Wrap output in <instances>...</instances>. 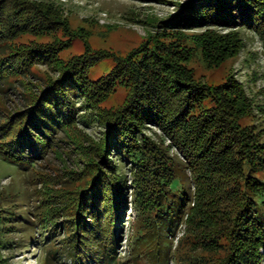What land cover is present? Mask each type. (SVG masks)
Instances as JSON below:
<instances>
[{
    "label": "trees",
    "instance_id": "obj_1",
    "mask_svg": "<svg viewBox=\"0 0 264 264\" xmlns=\"http://www.w3.org/2000/svg\"><path fill=\"white\" fill-rule=\"evenodd\" d=\"M62 12L53 3L0 0V91L16 89L18 81L33 87L22 94L25 108L0 120V159L34 167L54 150L58 132L75 123V100L88 110L83 123L108 129L78 174L82 183L71 207L54 211L48 225L39 219L48 253L64 249L72 264L116 262L123 220L136 210L134 262L153 256L154 264H168L176 230L185 225L181 242L191 244L186 264H264V128L248 121L254 103L242 83L229 77L211 86L190 68L196 57L217 68L235 58L242 48L236 28L264 35V0H195L181 17L165 22L171 27L150 36L144 50L118 58L115 70L97 82L89 78V58H60L69 44L61 45L56 34H74ZM180 28L201 32L174 30ZM27 36L29 43L19 42ZM45 37L53 40L41 42ZM41 64L58 77L33 84ZM117 88L129 91L125 105L102 109ZM147 124L171 138L184 163L144 136ZM113 151L119 167L107 160ZM129 163L130 208L131 187L122 171ZM2 218L8 219L0 213V225ZM57 230L64 237L50 243ZM6 260L0 255V264Z\"/></svg>",
    "mask_w": 264,
    "mask_h": 264
},
{
    "label": "rangeland",
    "instance_id": "obj_2",
    "mask_svg": "<svg viewBox=\"0 0 264 264\" xmlns=\"http://www.w3.org/2000/svg\"><path fill=\"white\" fill-rule=\"evenodd\" d=\"M35 3H53L62 9L63 16L67 19L73 35L59 31L56 34L60 44L68 45L59 52L60 58L69 61L78 57L89 58V78L93 82L100 81L110 74L121 57H127L136 50H144L148 46L150 36H159L167 26L165 22L174 21L181 17L195 0H32ZM182 4L184 7H179ZM83 29V30H81ZM241 32L242 48L235 58L217 67H210L200 58H194L190 68L195 76L211 86L222 85L229 77L242 83L249 97L254 103V116L248 121L255 122L264 128V35L246 28H236ZM186 31L184 28L174 29ZM218 33H227L222 28H217ZM190 34L199 33L201 30L186 31ZM165 33V32H163ZM166 35V34H165ZM170 35V34H169ZM30 37L22 38V43H29ZM51 37L41 38L43 43L51 42ZM200 57V56H199ZM34 76L31 83H38L40 77H58L54 70L47 66L39 65L33 70ZM16 82V89L6 92L0 91V120H4L7 111L14 112L25 108L26 101L23 93L33 89L32 85L20 87ZM25 87V88H23ZM15 88V87H14ZM129 91L126 88H117L105 102L100 104L102 109L117 108L125 105ZM77 112L75 123L62 132H58L60 139L54 150L41 158L34 167L18 166L12 162L0 159V213L4 218L0 225V239L5 246L0 248V255L6 258L8 264H72L65 250L59 253H48L46 236L42 235L39 227L40 220L48 225L47 220L54 211L68 210L73 203L72 194L82 181L78 174L86 169L90 158L94 157L92 145L104 137L108 129L97 122L85 120L88 110L84 103L75 100ZM143 134L154 141L164 152L180 163L185 162L179 151L175 148L171 138L154 124H147ZM112 157L107 160L115 163L118 153L111 152ZM131 164H126L122 170L128 176L131 187L128 193L129 208L132 205L133 184L128 172ZM190 177V172L186 173ZM137 211H128L125 215L124 228L120 236L116 262L111 264H154L147 256L134 262L133 247L134 236L138 234L139 222ZM47 221V222H46ZM60 221V219L58 220ZM37 224V226H36ZM185 225L177 228L176 238L173 239L174 247L168 264H186L184 259L191 254L190 242L185 245L181 242L185 236ZM49 239L50 243L64 237V231L57 230ZM41 233V235H40ZM34 237V238H32ZM33 239V240H32ZM191 241V240H190ZM62 248L60 243L57 249ZM154 248V246H152ZM145 247H142V251ZM147 250V249H146ZM153 253V252H152ZM150 253V255H152ZM221 255L220 257H222Z\"/></svg>",
    "mask_w": 264,
    "mask_h": 264
}]
</instances>
